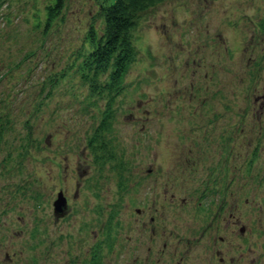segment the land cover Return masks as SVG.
<instances>
[{
    "label": "rangeland",
    "instance_id": "rangeland-1",
    "mask_svg": "<svg viewBox=\"0 0 264 264\" xmlns=\"http://www.w3.org/2000/svg\"><path fill=\"white\" fill-rule=\"evenodd\" d=\"M54 1L0 0V264H264V0L155 4L110 93L66 66L108 2Z\"/></svg>",
    "mask_w": 264,
    "mask_h": 264
},
{
    "label": "trees",
    "instance_id": "trees-1",
    "mask_svg": "<svg viewBox=\"0 0 264 264\" xmlns=\"http://www.w3.org/2000/svg\"><path fill=\"white\" fill-rule=\"evenodd\" d=\"M108 3L100 4V16L103 19V28L101 35H98L95 27H92L88 33V47L84 50V57L81 62H78L77 59L82 56L75 52V56L72 61L66 64L68 69L72 67H77V70L80 73L83 83H87L91 88L92 93L99 90V93L104 91L105 85L101 86L99 81L96 79L100 74H103L105 71H109V79L107 84V90L109 93L111 91H116V88H119L122 83V79L125 77V71L127 70V63L133 61L135 53H133V47L130 42V36L136 22L144 12L149 8L154 7V5L159 3H165L166 0H106ZM64 0H55L54 3H51L47 8V21L45 23V31L49 27L53 26L55 19L59 17L60 12L64 8ZM56 23V22H55ZM45 42L42 40L41 44ZM33 53H27L21 60L13 63L14 65L9 66V71H16L22 62H30L32 59ZM5 72V71H4ZM5 73L2 74V77H5ZM56 78H52L51 82L56 83ZM105 81L103 84H106ZM87 105V104H86ZM106 107L109 110L110 103L106 102ZM9 114L3 115V118L0 116V137L3 135L4 126L9 125ZM105 121H101L96 127L93 136L91 135L90 141H96L98 138L103 145L101 153L106 154L104 137L107 134L108 127L104 126ZM2 138H0L1 140ZM30 141V140H29ZM109 142V141H108ZM29 143V142H28ZM30 146V143H29ZM24 154L27 153L28 149L22 147ZM108 154V153H107Z\"/></svg>",
    "mask_w": 264,
    "mask_h": 264
},
{
    "label": "water",
    "instance_id": "water-1",
    "mask_svg": "<svg viewBox=\"0 0 264 264\" xmlns=\"http://www.w3.org/2000/svg\"><path fill=\"white\" fill-rule=\"evenodd\" d=\"M57 195V200L53 203V206H55V210L65 207V199L61 192H59Z\"/></svg>",
    "mask_w": 264,
    "mask_h": 264
},
{
    "label": "bare ground",
    "instance_id": "bare-ground-1",
    "mask_svg": "<svg viewBox=\"0 0 264 264\" xmlns=\"http://www.w3.org/2000/svg\"><path fill=\"white\" fill-rule=\"evenodd\" d=\"M167 1V0H166Z\"/></svg>",
    "mask_w": 264,
    "mask_h": 264
}]
</instances>
